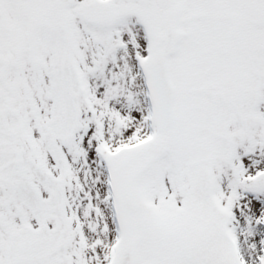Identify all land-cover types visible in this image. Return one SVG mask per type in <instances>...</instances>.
Returning a JSON list of instances; mask_svg holds the SVG:
<instances>
[{"label": "snow or ice", "instance_id": "6c2138e0", "mask_svg": "<svg viewBox=\"0 0 264 264\" xmlns=\"http://www.w3.org/2000/svg\"><path fill=\"white\" fill-rule=\"evenodd\" d=\"M0 264H264V0H0Z\"/></svg>", "mask_w": 264, "mask_h": 264}]
</instances>
